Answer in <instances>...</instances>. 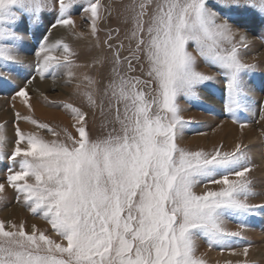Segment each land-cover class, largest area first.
Returning <instances> with one entry per match:
<instances>
[{
	"label": "snow or ice",
	"instance_id": "obj_1",
	"mask_svg": "<svg viewBox=\"0 0 264 264\" xmlns=\"http://www.w3.org/2000/svg\"><path fill=\"white\" fill-rule=\"evenodd\" d=\"M78 2L0 0V89L30 109L26 88L6 77L24 67L32 68L33 79L63 70L64 86L75 80L73 94L82 101L62 105L74 132H57L20 112L11 138L0 125V161L9 162L0 201L11 189L16 203L52 233L0 221V264H207L197 254L200 240L246 258L251 244L239 242L249 219L264 215V203L251 202L264 194L252 176L253 149L242 141L231 151L182 147L192 121L183 118L180 98L200 100L203 88L222 83L224 114L241 130L249 126L236 113L251 109L257 89L264 92V80L245 82L258 67L245 61L247 32L264 29V0H120L108 6L87 0V33L75 31L71 13ZM53 11L51 29L95 44L77 52L44 36L34 63H26L19 45ZM113 18L115 26L105 24ZM80 57L85 63H76ZM198 60L215 71L199 70ZM85 67L91 72L77 76L74 69ZM260 110L257 123L264 121V104ZM21 120L53 138L23 132ZM259 154L264 159V143ZM228 221L238 230H229Z\"/></svg>",
	"mask_w": 264,
	"mask_h": 264
},
{
	"label": "rangeland",
	"instance_id": "obj_2",
	"mask_svg": "<svg viewBox=\"0 0 264 264\" xmlns=\"http://www.w3.org/2000/svg\"><path fill=\"white\" fill-rule=\"evenodd\" d=\"M124 2H127V0H124ZM101 3L106 6L118 5L120 0H101ZM214 3L215 0H209L210 5ZM85 7H87V0H79L78 4L72 10L71 16L77 25L76 32L83 31L87 33L88 31V24L86 22L88 13L84 11ZM44 15L47 19L31 27L24 41L19 45V54L25 59L26 63H34V51L44 36L49 37L50 42L64 40L77 52L90 48L95 44V41L89 38H85L83 41L78 42L76 37L68 30L62 28H56L60 29L61 32H59V34H54V29L50 28L48 20L52 19L55 12L53 11L52 15L48 13ZM105 24L115 26L116 20L115 18L112 20L106 19ZM239 30L245 31L243 28ZM247 35L250 49L248 50V55L245 57V61L256 63L258 67L254 73L245 77V82L259 83V81L264 80V39H262V36H264V29L256 27L253 31H248ZM100 36L101 39H103V31L100 33ZM189 50L191 51V49ZM253 57H255V59H253ZM76 63L83 64L85 60L83 57H80ZM198 63L199 70L201 71H215L213 68L205 67L203 61L198 60ZM74 71L77 73V76L82 72H91V70L86 67L74 69ZM33 75L34 73L31 67H24L19 68L12 75L6 77L13 85L26 88L30 97V109L24 107L23 102L18 99L19 97L13 100L10 90L0 89V125L6 126L9 138L13 136L16 112H20L21 116H27L41 124H46L57 132H61L63 129L74 132L70 127L72 121L70 117L65 114L62 105L65 103H73L75 106L81 105V99L73 94L76 81H73L71 87H65L63 70L57 72L55 78L53 75L46 74L45 79H41L39 76L33 79ZM27 79H31L32 83L26 84ZM218 79L221 78L218 77ZM222 99V83L212 84L209 87L203 88L201 90L200 100L187 101L183 97L180 98L183 118L192 121L191 126L185 130L181 146L191 150L204 149L211 151L213 147L223 145L224 151H231L235 143L242 141L249 148L253 149V153L255 154L254 163L257 167L252 173V176L257 185V191L259 192L261 187H264V159H261L259 154V146L261 143H264V135H262L264 131L262 129L263 127H261V125L259 126L260 123H257V121L260 119L261 115L260 105L264 104V92L257 89L253 96L254 103L251 109L249 111H239L236 113V118L238 120L246 121L248 125L254 129V138H257L254 140L250 137L249 139L242 138L240 141H230L221 136V139L220 137L217 139V135V138H213L216 130L223 128V124H231L240 129L238 124L232 123V119L224 114ZM38 108L46 113L45 116H39V114H36L37 112H34V110L36 111ZM20 124H22V126ZM19 126H21V130L25 133L37 132L45 139L53 138L47 133L46 129H36L32 124L24 120L19 121ZM202 136L204 137V141H197V139ZM7 151H11V146H9ZM8 166L9 162L6 159L0 161V182H5V178L8 174ZM208 187L215 188L217 186L208 185ZM204 190L205 188L203 185L195 189L198 194L202 193ZM14 197L15 193L11 189H8L7 199L5 201H0V221L4 222L6 225L8 222L16 224L23 222L25 223L26 231L29 232L31 231V227L35 225L38 230L45 231L51 236L50 226H48L45 221L33 217L28 213L20 204L16 203ZM251 202L257 204L264 203V194L257 196L256 199ZM248 224L249 227L244 232L245 240L239 242L241 246L247 243L251 244L249 255L246 258L243 256H231L229 251H224L222 253L218 248L209 249L204 240L199 241L197 254L202 256L207 264H228L229 261H235L237 259H247L249 264H264V254L261 256L255 255L258 248L264 249V215H257L250 218ZM226 227L231 231L238 230L236 223L232 221H228ZM53 238L55 237L53 236Z\"/></svg>",
	"mask_w": 264,
	"mask_h": 264
},
{
	"label": "bare ground",
	"instance_id": "obj_3",
	"mask_svg": "<svg viewBox=\"0 0 264 264\" xmlns=\"http://www.w3.org/2000/svg\"><path fill=\"white\" fill-rule=\"evenodd\" d=\"M59 32H61L60 29H54L53 33L56 34ZM19 99V98H18ZM17 102V101H16ZM19 102V101H18ZM33 103V102H32ZM17 104V103H15ZM35 104V103H34ZM18 105V104H17ZM34 106V105H33ZM39 107V106H37ZM34 112H37L36 114L39 116H45V112L42 111V109L38 108L36 111L34 110ZM5 113V112H4ZM24 113V112H23ZM7 114V113H6ZM192 116V115H191ZM50 117V116H49ZM22 126V124H20ZM24 125V124H23ZM223 128H220V129H217L215 134L213 135V138H218L221 136L222 138H227L228 140H236V141H240L242 138H250L252 137V139H257V138H254V135H255V131L254 129H252V127L248 126L247 128L241 130V129H238L237 127L231 125V124H223ZM261 125V127H263V131H264V121L260 122L259 126ZM20 126V127H21ZM26 127V126H25ZM221 133V134H220ZM217 135V136H216ZM220 137V139H221ZM11 138V137H10ZM197 139V138H196ZM195 139V140H196ZM197 141H204V137H200L197 139ZM248 141V140H247ZM193 143V142H192ZM203 144V143H202ZM198 147V146H197ZM201 147V146H200ZM204 148V147H203ZM30 223V221H29ZM254 234V233H253ZM264 254V249L263 248H258L257 249V253L255 254L256 256H261Z\"/></svg>",
	"mask_w": 264,
	"mask_h": 264
}]
</instances>
